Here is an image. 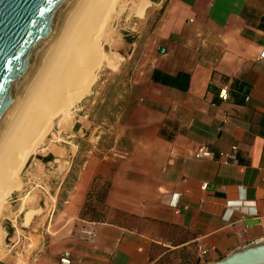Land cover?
I'll list each match as a JSON object with an SVG mask.
<instances>
[{"label":"crops","instance_id":"crops-1","mask_svg":"<svg viewBox=\"0 0 264 264\" xmlns=\"http://www.w3.org/2000/svg\"><path fill=\"white\" fill-rule=\"evenodd\" d=\"M165 19L118 151L84 161L32 264H59L64 251L76 264H206L264 242V0H170ZM153 69L189 79L164 85ZM201 145L211 158L194 156ZM232 146L236 162L219 156ZM97 175L130 225L79 218Z\"/></svg>","mask_w":264,"mask_h":264},{"label":"rangeland","instance_id":"rangeland-1","mask_svg":"<svg viewBox=\"0 0 264 264\" xmlns=\"http://www.w3.org/2000/svg\"><path fill=\"white\" fill-rule=\"evenodd\" d=\"M169 2H82L77 28L83 35L74 40L71 79L64 73L55 85L61 86L58 96L47 99L41 81V92L29 96L36 110L26 101L19 111L32 110L19 119L28 124L22 126L17 118L12 133L0 141V264L36 261L53 243L64 217L63 200L84 161L118 151L121 124L149 87L156 37L166 23Z\"/></svg>","mask_w":264,"mask_h":264},{"label":"water","instance_id":"water-1","mask_svg":"<svg viewBox=\"0 0 264 264\" xmlns=\"http://www.w3.org/2000/svg\"><path fill=\"white\" fill-rule=\"evenodd\" d=\"M73 1L0 0V130ZM206 264H264V242Z\"/></svg>","mask_w":264,"mask_h":264},{"label":"bare ground","instance_id":"bare-ground-1","mask_svg":"<svg viewBox=\"0 0 264 264\" xmlns=\"http://www.w3.org/2000/svg\"><path fill=\"white\" fill-rule=\"evenodd\" d=\"M83 1H86V0H74L70 4V6L68 7V9H67V11H66V13L62 19L60 26H58V28L55 31L53 37L51 38L49 44L47 45L45 51L43 52L42 56L40 57L39 61L37 62L35 68L33 69L31 74L29 75L28 79L26 80L25 84L23 85V87H22V89L18 95V99L16 100L14 107L12 108L10 113L8 114L7 119L3 122V127L0 130V141L4 140L3 138L5 135H7L8 133L10 134V132H11L10 130H11L13 123H17V122H15L16 119L18 118L17 121H19V119L21 120L22 113L24 114L25 110L22 113L19 111H20V109H22V106L24 107V104L26 103V101H28L27 104L30 103V97L29 96H30V94L33 95L32 93L35 94V92H33V91H35L37 89V91L39 90L41 92V90L44 88L43 90L45 93L42 92V94L44 93L45 98L47 96H50V95H52V96L57 95L58 92H60V90H61V89H59L61 87L60 85H58L57 87L55 86L57 80L63 78L64 73H66V76L69 75V77H67V78H70V77H72L70 75H73V73L75 72V71H73L75 69L73 67H71L70 64L73 66V63L74 64L76 63V60L73 59L74 58L73 49H75L77 46V45H75V42L77 41V39L81 38L82 37L81 35H83V34H80V30H82V27L80 28V26H78V28H77V24L79 25V23H80L79 22V20H80L79 19V17H80L79 12H80L81 4ZM78 34L80 36H78ZM73 36H75V37H73ZM74 40H76V41H74ZM60 50L62 51V54L60 56H57V54H58L57 51L59 52ZM56 56H57V58H56ZM55 62H57V64ZM52 65H56V66L53 67ZM73 80H75V79H73ZM92 80H93V78H92ZM92 80H88L86 84H88V86H89ZM41 81H43L44 87L41 88V90H40V87L43 86V85L38 86L42 83ZM70 81L72 82V80H70ZM37 86H38V88H37ZM53 87H56V88L54 90H52ZM41 98H43V97H41ZM38 104H40V103L38 102ZM29 106H30V108L31 107L33 108V106H31V103ZM29 106H27V107L29 108ZM35 106L37 107V105H35ZM25 108H26V106H25ZM30 108L28 110L26 109L25 112L30 113V110H31ZM35 108H33V110ZM31 112H32V110H31ZM40 112H42V110H40ZM40 112H37L38 114L35 113L36 116L39 115ZM18 115H19V117H18ZM22 117L25 118L26 116L23 115ZM53 117H55V113H54V116H52V118ZM20 123H22V122H20ZM30 123H31V121H30ZM23 124L24 123H22V126H23ZM26 124H28V121L26 122ZM26 124H24V126ZM28 126H30V125H28ZM14 128H17V127L15 126ZM12 130H13V128H12ZM10 136H13V135H10ZM1 144H2V142H0V145ZM1 148H3V147H1Z\"/></svg>","mask_w":264,"mask_h":264},{"label":"trees","instance_id":"trees-1","mask_svg":"<svg viewBox=\"0 0 264 264\" xmlns=\"http://www.w3.org/2000/svg\"><path fill=\"white\" fill-rule=\"evenodd\" d=\"M157 75L158 71L156 69H153L151 73V79L153 81L161 82L164 85L175 87L178 86L176 82L179 78L185 79L186 83L189 79V75L185 73H178L175 76H170L163 73L161 74L160 79L157 77ZM235 86L241 88L242 84L237 83L235 84ZM186 88L187 84L183 87V89L185 90ZM244 93H246V88ZM77 126L78 124H75L74 128H76ZM48 158L51 159L53 158V156L50 154ZM109 184V180H103L98 175L93 178L91 187L86 194L83 207L80 210L79 218L91 221H105L107 219V215H109L110 213L111 217L108 218L109 222L119 225H130L132 220L135 221V217L117 209H112L109 211V207L105 203V197L108 191Z\"/></svg>","mask_w":264,"mask_h":264},{"label":"built area","instance_id":"built-area-1","mask_svg":"<svg viewBox=\"0 0 264 264\" xmlns=\"http://www.w3.org/2000/svg\"><path fill=\"white\" fill-rule=\"evenodd\" d=\"M226 89H222L220 91V97L222 99H226ZM236 149L235 146H232L231 147V150L230 152H220L219 153V156L221 158H223L224 160H232L233 162H236V157L234 155V150ZM194 156L196 158H211L213 155H212V152L207 148L205 147L204 145H201L197 148ZM207 186V183L204 182L202 184V188L205 189ZM87 234L88 235H91L92 234V231H87ZM200 253L201 254H205L207 252V249H204V248H200L199 249ZM58 262L59 264H76L72 261L71 259V255L68 251H64L62 252L59 257H58Z\"/></svg>","mask_w":264,"mask_h":264}]
</instances>
